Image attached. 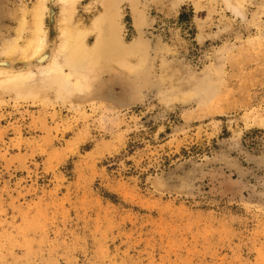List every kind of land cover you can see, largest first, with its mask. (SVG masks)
Wrapping results in <instances>:
<instances>
[{
	"label": "rangeland",
	"instance_id": "rangeland-1",
	"mask_svg": "<svg viewBox=\"0 0 264 264\" xmlns=\"http://www.w3.org/2000/svg\"><path fill=\"white\" fill-rule=\"evenodd\" d=\"M167 4L140 103L0 100V264H264V0Z\"/></svg>",
	"mask_w": 264,
	"mask_h": 264
},
{
	"label": "bare ground",
	"instance_id": "bare-ground-1",
	"mask_svg": "<svg viewBox=\"0 0 264 264\" xmlns=\"http://www.w3.org/2000/svg\"><path fill=\"white\" fill-rule=\"evenodd\" d=\"M85 1L0 0V100L10 95L18 101L37 102L49 100L53 94L63 103L84 96L127 107L140 103L144 90L156 87L147 69L151 47L143 34L149 21L140 6L145 7L147 0H89L86 10L95 12L90 23L79 10ZM126 1L138 34L132 41L125 36L122 4ZM184 1L168 0L167 15H177ZM154 2L158 5L161 0ZM233 4L241 6L242 2L229 5ZM55 6L57 32L51 34L47 17L53 15ZM7 19L12 24H5ZM19 61L23 64L16 67L14 63ZM154 69L158 71L156 66ZM163 72L161 77L155 73L158 86L176 77L171 67H164ZM217 86L215 81L213 89ZM184 89L170 91L168 96L174 99L182 94L186 100L193 99V88Z\"/></svg>",
	"mask_w": 264,
	"mask_h": 264
}]
</instances>
